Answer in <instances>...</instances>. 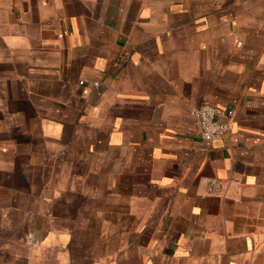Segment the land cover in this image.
I'll list each match as a JSON object with an SVG mask.
<instances>
[{
  "label": "crops",
  "instance_id": "obj_1",
  "mask_svg": "<svg viewBox=\"0 0 264 264\" xmlns=\"http://www.w3.org/2000/svg\"><path fill=\"white\" fill-rule=\"evenodd\" d=\"M205 105L234 110L228 135L200 139ZM11 245L18 264H264V0H0Z\"/></svg>",
  "mask_w": 264,
  "mask_h": 264
},
{
  "label": "built area",
  "instance_id": "obj_2",
  "mask_svg": "<svg viewBox=\"0 0 264 264\" xmlns=\"http://www.w3.org/2000/svg\"><path fill=\"white\" fill-rule=\"evenodd\" d=\"M192 115L196 121L197 133L200 139L212 141L230 133L235 112L229 110L223 113L216 107L205 105L195 109ZM209 186L214 190L219 187V181L211 180Z\"/></svg>",
  "mask_w": 264,
  "mask_h": 264
},
{
  "label": "rangeland",
  "instance_id": "obj_3",
  "mask_svg": "<svg viewBox=\"0 0 264 264\" xmlns=\"http://www.w3.org/2000/svg\"><path fill=\"white\" fill-rule=\"evenodd\" d=\"M10 249H11L10 253H14V254H8V255H10V259L8 261L9 257H7V254H5V253L2 254L1 253L2 257H0V264H18L17 255H20V256L22 255L23 256L22 251H19V248L17 247V245H11ZM26 254L28 256V253H26ZM29 264H42V263L33 261V262L29 263ZM47 264H49V262Z\"/></svg>",
  "mask_w": 264,
  "mask_h": 264
},
{
  "label": "water",
  "instance_id": "obj_4",
  "mask_svg": "<svg viewBox=\"0 0 264 264\" xmlns=\"http://www.w3.org/2000/svg\"><path fill=\"white\" fill-rule=\"evenodd\" d=\"M36 235H37V233H36ZM31 242H34V241L31 239Z\"/></svg>",
  "mask_w": 264,
  "mask_h": 264
}]
</instances>
